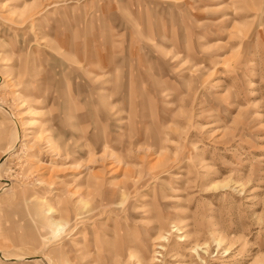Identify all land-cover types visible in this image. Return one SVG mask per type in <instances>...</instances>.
<instances>
[{
    "label": "rangeland",
    "instance_id": "obj_1",
    "mask_svg": "<svg viewBox=\"0 0 264 264\" xmlns=\"http://www.w3.org/2000/svg\"><path fill=\"white\" fill-rule=\"evenodd\" d=\"M0 264H264V0H0Z\"/></svg>",
    "mask_w": 264,
    "mask_h": 264
}]
</instances>
